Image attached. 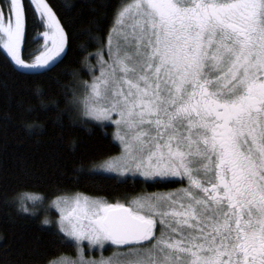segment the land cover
Returning <instances> with one entry per match:
<instances>
[{
	"label": "snow or ice",
	"instance_id": "1",
	"mask_svg": "<svg viewBox=\"0 0 264 264\" xmlns=\"http://www.w3.org/2000/svg\"><path fill=\"white\" fill-rule=\"evenodd\" d=\"M26 9L46 29L31 59L22 54ZM95 31L97 50L72 73L91 77L84 95L64 90L70 118L115 126L122 154L103 167L120 182L186 186L127 204L57 195L58 219L42 226L70 254L53 264H264V0H119L109 29ZM68 39L47 0H0V54L19 75L51 72ZM34 95L47 110L43 90ZM27 201L46 203L12 200L35 215ZM106 245L116 249L108 257ZM94 251L99 259L86 258Z\"/></svg>",
	"mask_w": 264,
	"mask_h": 264
},
{
	"label": "trees",
	"instance_id": "2",
	"mask_svg": "<svg viewBox=\"0 0 264 264\" xmlns=\"http://www.w3.org/2000/svg\"><path fill=\"white\" fill-rule=\"evenodd\" d=\"M47 2L69 37L63 62L46 75L25 77L13 71L10 62H5V54H0V264H53L58 255L70 254L58 252L54 237L42 226L45 214L18 211V205L12 202L18 194L51 202L57 195L81 193L127 204L137 196L180 186L153 185L137 178L122 183L118 178H106L112 176L91 174V167L117 156L120 147L113 140L112 126L101 128L92 122L84 126L70 118L64 90H68L70 99L78 86L91 80L86 74L74 79L72 73L80 71L84 56L97 50L89 42L88 33L98 36L97 27L105 32L109 29L119 0ZM44 30L39 19L26 9L22 46L26 59L42 50ZM81 45L87 52L82 54ZM37 88L43 90L47 110L38 105L34 95ZM53 102L58 109L51 106ZM29 108L33 111H27ZM33 122L41 126L38 133H30L26 127Z\"/></svg>",
	"mask_w": 264,
	"mask_h": 264
},
{
	"label": "rangeland",
	"instance_id": "3",
	"mask_svg": "<svg viewBox=\"0 0 264 264\" xmlns=\"http://www.w3.org/2000/svg\"><path fill=\"white\" fill-rule=\"evenodd\" d=\"M45 30H46V29H45ZM45 30H44V31H45ZM41 37H42V36H41ZM43 44H44V41H43ZM37 54H39V53H37ZM62 55H63V54H62ZM9 59H10V58H9ZM96 74H98V72H97ZM90 81H91V80H90ZM90 81H88V82H90ZM74 93H75V95H76L77 97H82V96L84 95L83 84H81L80 86H78L77 89H75V92H74ZM79 115H81V116L83 115V111H82V109H81ZM84 119H87V117H84ZM92 123L98 125V122L92 121ZM105 123H106V125H108V126H112V128H113V140H114L115 143L119 146V141L115 140V138H114L115 126H114V125H111V124L108 123V122H105ZM119 147H120V146H119ZM121 154H122V152H121V148H120V152H119V154H118L117 156L113 157V158L120 157ZM113 158H110V159H108V160H111V159H113ZM108 160H106V161H108ZM106 161H104V162H102V163H100V164H98V165H96V166L91 167V168H90V171H91V172H93V171H95V172H104V167H103V166L105 165V162H106ZM104 175H108V176L116 177V178H118V179H120V180H123V179H124L123 177H119L116 173H107V172H104ZM128 175H129V177H131V174H128ZM134 178H137V179H141V180H143V178H142V177H139L138 175H137L136 177H134ZM173 191H174V190H173ZM167 192H169V191H167ZM160 193H161V192H160ZM163 193H166V192H163ZM28 196H29V195H28ZM25 197H26V196H25ZM26 203H27L29 206H31V208H33V206H34L36 212H41V213L45 214V219H48V220H50V221H51V220L58 219V215H59V214H58V212L55 210V208H54L53 206H51V202H46V203H44V204H41L40 201H35V202H33V201H27ZM45 209H47V211H45ZM85 243H87V242H85ZM105 248L108 249L107 251H103V253H102L105 257L110 256V255L112 254V252L116 250L114 246H109V245H106ZM86 253H87V250H86ZM100 255H101V253H100L99 251H94V252L91 253L90 255H86V258L99 259V258H100Z\"/></svg>",
	"mask_w": 264,
	"mask_h": 264
},
{
	"label": "flooded vegetation",
	"instance_id": "4",
	"mask_svg": "<svg viewBox=\"0 0 264 264\" xmlns=\"http://www.w3.org/2000/svg\"><path fill=\"white\" fill-rule=\"evenodd\" d=\"M179 184H180V186L177 187V189L182 188V187H185L186 186V181L183 182V183H179ZM177 189H175V190H177Z\"/></svg>",
	"mask_w": 264,
	"mask_h": 264
}]
</instances>
